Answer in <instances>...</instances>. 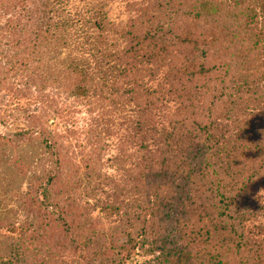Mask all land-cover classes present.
<instances>
[{
  "label": "trees",
  "instance_id": "obj_1",
  "mask_svg": "<svg viewBox=\"0 0 264 264\" xmlns=\"http://www.w3.org/2000/svg\"><path fill=\"white\" fill-rule=\"evenodd\" d=\"M164 1L131 0L126 22L116 23L103 0H0V88L14 90L16 98L25 100L27 107L20 112L28 125L14 134L15 140L0 133V254L9 257L0 264H46L37 258L51 239L58 241L59 252H74L71 235L96 227L97 219H103L92 220L96 210L118 226L111 235L98 229L91 231L97 237H85L84 247L95 249L79 256L86 264H103L110 254V264L129 263L150 236L144 253L157 254L161 264H232L235 254L243 253L247 243L238 240L245 239L246 224L260 217V207L253 203L256 190L264 193V163L254 168L255 157L264 155L258 112L233 135L217 136L214 129L209 139L205 137L206 143L212 137L210 147L201 144L184 121L166 125L163 119L172 97L179 101L175 110L184 114L198 98L210 96V82L220 68L208 65V50L218 48L224 54L223 37L235 45L246 31L257 28V15H247L242 33L233 29L235 25L202 30L224 17L226 2L201 0L192 11L196 20H205L197 24L202 31L192 25L182 35L176 28L185 29L177 21L179 12H161L175 0ZM241 3L236 1L235 8ZM238 52L241 56L231 57L247 58L245 75L263 68L248 58L249 50ZM164 66L170 71L167 90L160 89L159 80L148 93L162 99L161 108L135 103L146 96V82L139 92L136 77L157 76ZM248 79L252 77H233L230 94L221 90L214 99L228 104L225 114H239V103L228 101L230 95L238 98ZM114 94L121 101L129 98L136 107L130 111L134 122L127 137L131 154L117 153L108 160L128 158L117 163L126 180L122 190H106L100 174L79 180L76 173H95L94 165L85 160L83 168H76L73 162L80 151L64 159V149L69 154L67 135L47 131L51 126L61 129L66 122L62 116L74 112L77 103L102 107L114 103L109 98ZM5 97L0 95L2 108L7 106ZM38 164H43L41 171ZM235 176L241 177L229 184ZM128 177H134L130 187ZM257 252L254 264H263L264 255Z\"/></svg>",
  "mask_w": 264,
  "mask_h": 264
},
{
  "label": "rangeland",
  "instance_id": "obj_2",
  "mask_svg": "<svg viewBox=\"0 0 264 264\" xmlns=\"http://www.w3.org/2000/svg\"><path fill=\"white\" fill-rule=\"evenodd\" d=\"M75 1H77V3H85L88 0ZM103 1L106 4V10L108 11V15L111 19L115 20L116 23L126 22L125 20L129 16L128 11L132 6L131 0ZM166 1L164 2L166 3ZM200 1L201 0H175L171 3L170 6L163 5L161 12L164 14H172L173 11L179 12V14L177 13V21L179 19L181 21L180 24L185 29L182 28V30L184 31H181V29H178L177 25V33L184 35L185 31L192 29V25L194 29L196 27H199L198 25L204 23L205 21L203 18L196 20L194 18L195 12L192 11L193 5ZM236 1H241L242 3L235 8L234 3ZM225 2V12L223 13L225 19L224 17H221L216 19V22L215 19L214 21L212 20L211 22H208L209 24L206 26V29H202L200 27L198 28V33H200L202 30L212 29L215 24L220 26L223 25L222 27H224L225 25L228 27L235 25V28L233 29H236L237 31H240L242 33L244 26L247 23V15L250 14L257 15V28L246 31L245 36L242 35L241 37H239V40H237V43L235 45H230L228 43V40L226 38L224 39L223 37L222 46H224V54H221L218 48H211L210 50H208V54L206 56L208 65L220 68L217 73H214L217 75L213 76V81L210 82V96H208L207 99L198 98L196 102L194 101L189 105L188 110L184 114H180L177 112V110H175V108L179 106V101L174 100L173 97L168 99L169 102L166 103V107L169 110L166 112V117L163 120L166 125L171 124L173 121H184L185 126L192 131V134L197 135L200 138L199 142L201 144L204 143L206 146L210 147V145L212 144V137L210 138L211 141H209L208 143L205 142V137L209 139L210 135L214 134V129H217V136L222 134H224L225 136L233 135L234 130L237 128L244 130L245 123L252 118L250 114L258 112V119H262L263 134L261 135V140L264 148V0H225ZM252 10L254 11L253 13L250 12ZM228 15H233L234 17H227ZM114 27H117L115 23ZM246 49L249 50L251 54L248 58L259 61L257 62V64L261 63L260 66L262 65L263 68L258 72L255 71L254 73L245 75L249 61H247V58L245 60L242 57H231V54L234 53L236 56H241V53L238 51ZM245 57H247L246 53ZM199 58L201 60L200 56ZM195 63H198V60L195 59ZM182 65H185L183 61H181L180 63V68H183L181 67ZM250 65L254 64L250 62ZM167 68L168 67L164 66L163 70L160 73L156 72V74L158 73L157 76L146 75L145 77L142 75L136 77L135 86L137 88L136 90H138L139 92L141 91L143 82H146V96L138 101H134L135 103H140L144 105V107L147 106L148 103H154L156 110H159L161 108V105L164 104L162 99L156 100L154 95H148V93L150 90H154L156 88V84L159 80H161L160 89L162 91L167 90L170 77V71H168ZM175 75H177V73H175ZM239 75L241 77L250 76V78L252 77V79H248V81L244 82L247 87L241 89L238 98L231 97L230 95V100L228 102H233L234 99L236 103H239V106L237 107V112L239 114L229 116L224 112L227 103L220 104V102H216L214 99L220 95L221 90L223 95L227 94V90H229L230 94L231 81L233 80V77ZM10 82L13 83V79H11ZM196 84L197 83H194L192 84V86H195ZM0 89V95L2 97L6 96L5 98L7 101L6 107L2 108L0 106V133L3 135L5 134L6 138L9 140H15L16 136L14 134L19 130L26 129V126H28L26 120L24 119L23 113L20 112V108H26L27 105L22 97L18 96L16 98V93L14 90L4 91V87ZM125 89L126 88H124V90ZM109 98L110 101H114V103L111 104V102H108L107 105L102 107L99 105L90 106L87 102L83 103L82 105H80V103H77L73 107L74 112H70L68 114L65 113L66 117L62 116L61 119H64L66 122H62L61 126L63 127H61V129L60 127L51 126L47 131L51 130L52 132L57 134L67 135V140H65L64 143L69 151V154L64 149V159L69 158L70 154H76L80 151V154L78 155L79 157L77 156L79 159L73 162L76 168L81 167V165L83 168L85 160H90V163L94 165V170L96 171L95 173H88L85 175V171L84 173L83 171L79 173L77 172L76 177L79 180H88L90 178L94 180L96 176H99L100 174L99 178L102 179L103 182H105L106 190H113L116 189V187L121 188L120 190H122L121 185L126 180L122 178L124 174H121V171H119V166H117V163L121 162V164H124L123 162L126 160L128 161V158H125L123 156L117 162H108V160L111 159V157L113 158L114 156H116L117 153H122L123 155L124 153L129 152L127 150V142L129 141L127 137L129 136L132 123L134 122L133 117L131 118L130 111L135 110L136 107L133 105L135 104L134 102L131 104H129L130 102H127L129 98L127 100L121 101L118 94H114ZM115 102L123 104L124 106H120L118 104L116 105ZM208 103H213L214 106H209ZM139 109H142V107ZM221 114L226 115L227 118L223 117ZM52 116L53 115H50V117ZM106 116L107 119H105ZM93 119L97 120L95 121L94 125ZM195 131H197L198 133H196ZM234 137L235 136H231L232 139H234ZM250 149L252 151H255V143L252 142V147ZM160 151H164L163 148H161ZM129 154L131 153L129 152ZM207 155L209 156V161L213 163L212 160H214V158H212L210 152H208ZM263 163L264 155L261 156L259 154V156L255 157L254 168L256 170L260 169V166ZM37 167L38 171H41L43 168V164H38ZM139 171L140 170H138V172ZM132 172L133 174H136L135 178H137V170H134ZM240 177L241 176H235V178L229 184L237 182ZM132 179L131 177H128L129 187L133 185ZM253 203L257 204L260 207V210L258 212V214H260V217H257L256 219H253L251 223L246 224L244 228L245 239H237L241 244L245 242L247 244L245 243L246 246L242 249L243 253L237 252L235 254L234 263L232 264H254L257 262V251H261V253H263L264 255V230L262 231V234L257 232L260 231L262 227L264 228V193L256 190L255 196L253 198ZM96 217H102L103 219L98 218L97 220L99 223L96 227H92L89 233L84 231L75 233V235H71L70 241L74 242L75 246L77 247L74 252H59V248L57 245L58 241L55 240L53 242V239H51L49 240V242L43 243L41 252H39V257L37 258V260L42 257V259L46 260V264H86L85 261H81V258L79 256H86L85 251L93 253L95 249L90 247V250H87L86 247H84L83 242L84 240L86 241L85 237H97V234L93 235L91 234V231L95 232L98 229H101L103 230V232L111 235L112 228L114 226H118L116 224L110 223V220H108L107 218L106 220L103 216L99 215L97 213V210L93 213L92 220ZM150 241L151 236L148 241H145L144 248L135 250V253L139 252V255L133 258L132 261H129V263L126 262L125 264H161V259L157 257V254L144 253L145 249L148 247L147 244ZM192 246L195 250L194 244L189 245L190 248ZM8 259L9 257L6 252L0 254V260L7 261ZM112 259L113 255H108L107 260H105L103 264H110ZM92 264L101 263L94 262Z\"/></svg>",
  "mask_w": 264,
  "mask_h": 264
}]
</instances>
